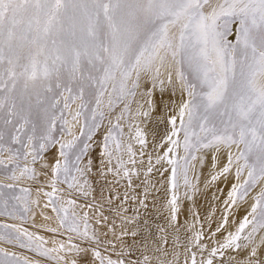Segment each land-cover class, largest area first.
Here are the masks:
<instances>
[{"label": "snow or ice", "instance_id": "snow-or-ice-1", "mask_svg": "<svg viewBox=\"0 0 264 264\" xmlns=\"http://www.w3.org/2000/svg\"><path fill=\"white\" fill-rule=\"evenodd\" d=\"M230 36L234 39H229ZM167 63L174 67L179 86L187 94V99L178 106V113L169 120L172 131L167 137L173 146L179 147L183 133L185 183L189 159H196L194 153L201 149L219 152L222 147L229 151L221 175L230 171L233 155L239 164L237 177L247 169V180L243 185L233 186L230 196L241 189L246 193L249 187L264 181V0H0V113H7L10 118L5 119V124L12 123L11 118L17 119L20 123L17 131L25 125L32 126V135L25 134L28 144L36 139V125L30 117L33 112L39 114L44 124L39 137L44 141L40 150L54 141L52 132L57 121L71 135L68 116L79 122L84 115L86 89L95 86L93 119L97 115L103 117L99 109L105 94L108 107L112 108L117 100L135 96L134 89L139 87L143 74L152 73L155 82ZM168 82L172 83L171 71ZM77 101L73 113L72 105ZM142 135L137 130L139 142L145 144ZM110 138L111 132L105 137V148ZM75 139L78 138L61 144V156L66 157L65 149H71ZM12 140L22 142L19 136H13ZM233 147L237 150L235 154L231 152ZM3 150L0 146V151ZM8 151L12 155L7 163L0 160L2 167L11 164L13 169L19 168L16 162L19 156L27 159L28 153ZM33 151L39 154L35 145ZM171 152L170 147L165 157ZM35 159L34 155L33 162ZM168 163L174 165L175 188L178 161L169 159ZM60 171L57 161L56 172ZM63 171H69L67 160ZM30 172L25 166L20 175ZM16 178L13 171L9 179ZM244 193H240L241 198ZM176 202L173 195V219ZM63 211L62 226L67 224L70 232L95 239L89 237L86 216L81 232L74 216L69 222L67 209ZM250 215L253 219L245 217L237 232L230 234L220 248L240 249V234L250 223L253 233L264 229V191L256 198ZM17 231V239L27 237L28 246L35 245L41 255L63 259L51 257V252L57 249H44L36 243L41 237L34 239L26 231ZM251 236L249 233L244 239ZM63 248L60 245V250ZM74 250L86 251L79 245ZM217 252L213 248L210 255L214 257ZM94 255L101 257L98 251ZM107 264L117 262L108 259ZM192 264H196L195 255ZM204 264H213V260ZM222 264H232V260Z\"/></svg>", "mask_w": 264, "mask_h": 264}, {"label": "rangeland", "instance_id": "rangeland-1", "mask_svg": "<svg viewBox=\"0 0 264 264\" xmlns=\"http://www.w3.org/2000/svg\"><path fill=\"white\" fill-rule=\"evenodd\" d=\"M229 39H234V37L230 36ZM189 79H191V76H189ZM128 86L129 88L132 87V81H129ZM136 89H134L135 93ZM109 92H111V87H109ZM135 97L136 94L134 97L125 96L123 99L117 100L112 108H109L108 94H105L104 103L99 109L103 112V117L97 115L93 119V110L96 109L95 86L86 89L85 102L87 107L84 109V115L79 118V122L73 121L71 116H68L71 135H68L64 131L65 126L60 121H57L56 127L52 132L54 141L46 144L42 150L39 149V145L44 143V141L40 140L39 137L43 134L44 124L39 114L33 112L30 117L32 123L36 125V139L31 144H28L25 134L32 135V126L25 125L21 131H17L20 128V123L17 122V119L11 118L12 123L5 124V119L10 118L7 113H0V133H3V140L0 141V146L4 149L0 151V160L6 163L9 161L12 153L8 149H11L14 153H28L26 160L23 155L19 156L18 161H16L20 165L19 168L13 169L11 164H8V167L0 166V262H3V264H17V262L24 264V261H28L30 264H72L74 260L71 254L77 253L74 250V246L87 245L93 249L94 253L98 251L101 254L100 258L95 256L100 264L101 258L104 260V264H107L108 259L117 262V264L120 261L123 264H134L136 260L131 248L135 245L139 232L144 231L146 234L153 235L149 238L148 243L153 245L157 242L154 240L156 237L161 241L160 236L170 231L168 225L166 226L168 229L165 227L166 224L160 227L157 226L152 231L151 227L145 224H154L155 226L157 225L156 223L160 222L157 220L149 223L143 220V216H147L152 211L154 197L156 198V194L159 195V193H156L158 179L155 178V174L159 171L167 172L168 175L170 192L168 201L171 203L173 195L177 197L175 218L178 219L181 215L182 207H185L188 214L189 237L192 238V243L184 239L179 240L177 248L180 250L184 246L187 247L188 252L195 255L196 264H204L208 259H212L213 264H222V261L233 259L230 254L232 250L241 251L246 247V250L251 252L250 246L253 247V250L256 249L257 238L264 229H259L253 233V225L251 223L240 234L239 243L242 246L240 249H222L220 245L226 242L230 234L234 235L237 232L240 223L243 222L245 217L249 221L253 219V216L250 215L252 206L256 203V198L261 191H264V181L249 187L246 193L241 189L236 195L231 196V206L233 208L236 207L235 210L237 211L234 216H237L241 210L238 208L239 205L246 207L249 204V206L245 209L239 222H236L235 217L234 220L232 219L226 223L221 244H218L217 237H215L217 244L214 243V247L218 248L217 255L219 256H211L206 251L207 231H209L211 225V212L205 214L201 211L200 205L204 203L206 198L197 192L195 185L197 174L201 172L202 168L200 167L202 156L210 155L212 160L214 159L213 164L216 166L218 163L216 157L219 152L211 149H201L199 152L194 153L196 159H189L188 162V183L186 184L184 173V157L186 153L183 148V133L179 137L181 141L179 147L173 146L168 139H162L159 143L153 145V137L148 135L147 126L151 122L155 105L150 97L144 99L142 104H137L135 103ZM78 104L79 101L72 105L73 113L76 111ZM126 105L127 111H125ZM144 113H147V115H144ZM85 124H87V127H85ZM116 125H119V127H116ZM137 130L143 134L142 138L146 141L145 144L139 142L141 137L137 136ZM110 132L111 138L107 141V148H105V137L109 136ZM13 136H19L22 142L13 141ZM74 138H78L75 139L74 146L71 149H65L66 157L61 156V144H66ZM173 139H177V137H173ZM117 142H119V148H117ZM25 144H28V146L25 147ZM33 145L39 151L38 155L33 151ZM170 147L173 148V152L165 157V153L168 152ZM129 148L131 151H129ZM223 149L228 150L226 148ZM236 151L235 147L231 149L233 154ZM51 152L56 155L53 171L50 172L47 181H39L36 173L37 163L44 161L47 154ZM34 155L36 156L35 162H33ZM169 159L178 161L177 165H175L177 170L175 188L172 186L174 165L168 163ZM65 160H67L69 169L67 172L63 171ZM57 161L61 165L60 172H56ZM233 161L231 169L235 177L234 186L243 185L248 178L247 169L242 175L237 177L236 172L239 164L235 162V155H233ZM239 163L242 164L243 161ZM25 166L31 169L32 172L21 176L20 171ZM149 168L152 169L151 172L148 171ZM13 171L17 177L14 180L9 179ZM221 172L222 170H219L217 174L221 175ZM224 175H227V173ZM102 186L109 188L104 198L105 201L96 198V192ZM54 187L55 192H53ZM240 193H244L242 198ZM34 194L44 196L48 200V205L53 208V217L60 224L64 217L63 209H67L69 222L74 216L80 225V231L83 232L84 217L86 216L89 237H95V239L83 238L74 232H70L67 224L63 226L61 224L62 229L60 231H55L51 228L39 229L36 223L31 224L29 214L35 209L32 201ZM208 198L210 201V196ZM233 200H235V203L232 202ZM71 201H74V203H70ZM54 208L57 210H54ZM172 209L173 205L171 203V214L173 215ZM120 214H127L128 219L130 215L138 216L140 217V224L132 223L130 230H127L128 228L122 230L120 226L116 227L121 248L115 250L105 243L104 239L97 234V230L105 221L109 220V215L118 216ZM17 230L26 231L34 239L41 237L42 240H36V243L42 244L44 249L53 248L46 245L41 234L42 231L51 233L59 239H64V242L69 243L71 246L64 247L63 252H51V257H63V259H52L41 255L40 250L36 249L35 245L29 247L27 237L20 236L17 239V236H19ZM217 231L214 230V232ZM249 233H252L251 238L245 240L244 237ZM167 239L164 237L161 242L170 245ZM186 243L188 244L185 245ZM22 244L24 246H21ZM221 253L224 255L221 256ZM149 264L168 263L166 261L164 263L150 261ZM184 264H192V256L189 263L184 260Z\"/></svg>", "mask_w": 264, "mask_h": 264}, {"label": "bare ground", "instance_id": "bare-ground-1", "mask_svg": "<svg viewBox=\"0 0 264 264\" xmlns=\"http://www.w3.org/2000/svg\"><path fill=\"white\" fill-rule=\"evenodd\" d=\"M160 71L161 75L155 82L152 79V73L143 74L141 76L135 97V103L137 104H142L144 99L150 97L155 105L151 122L147 126L148 135L153 137V145H156L162 139H167L171 134L172 125L169 123V120L172 116L178 113V106L180 103L187 99V94L182 91L179 82L176 79L174 67L170 63H167ZM169 71L172 72V83L168 82ZM160 81H163V83H160ZM177 126H179V124H177ZM97 138L99 139V137ZM227 155L228 150L222 148L216 157L218 161L216 166L213 164L214 159L212 160L210 155L202 156V161L200 163V167H202L201 172L197 174L196 178L195 186L197 192L204 195L206 198L204 203L200 205V209L205 214L211 212V225L209 231H207L209 234L207 233L206 239L207 253H210L213 248H216L214 247V243L217 244L215 242V237H217L218 244H221L223 241L226 223L232 219L234 220L235 217L236 222H239L245 209L249 206V204L246 207H241V205H239L238 208L241 210L237 216H234L237 211L235 210L236 207L233 208V206H231V196L229 195V193L233 191V186L235 185L234 173L232 169H230L227 175L217 174L219 173V170H222L227 165ZM55 161L56 155L54 152H51L47 154L44 161L37 163L36 173L39 181H47L50 172L53 171ZM213 177H216V179H213ZM155 178L158 179L156 193H159V195L156 194V198L154 197L152 211L147 216H143V220L149 223L157 220L160 222L156 223L157 225L155 226L154 224H145L150 226L152 231L155 230L157 226L160 227L163 224H166V227L168 225L170 231L165 232V235H161L160 238L161 241L164 237L168 238L167 240L170 242V245L164 244L158 240L157 237L154 239L157 241L156 244L152 245L151 243L149 245V238L153 235L146 234L144 231L139 232L136 237V243L131 248L132 254L136 260L134 264H149L150 261L157 263H164V261H166L168 264H184V260H186V263H189L190 257L193 256V253L188 252L187 247L185 246L180 250L177 248V246H179V240L184 239L189 243L192 240V238L189 237L190 226L188 214L185 207H182L179 218L173 219V215L171 214V203L168 201L170 192L167 172L159 171L155 174ZM108 190L109 188L107 186H102L97 190L96 198L104 200ZM208 196H210V201ZM32 201L35 209L29 214L31 224L36 223L39 229L51 228L55 231H60L62 226L53 217V208L48 205V200L44 196L34 194ZM126 215H109V220L105 221L97 230V234L104 239L105 243L110 247H113L115 250L121 248V242L117 235L118 232L116 227L120 226L122 230H125L126 228H128L127 230H130L132 223L140 224V217L130 215V218L128 219ZM225 219L227 222H225ZM214 230L218 231L214 232ZM41 234L44 237L46 245L53 249L56 248L58 251L63 252V249L60 250V245H64V247L71 246L69 243L64 242V239H59L51 233L42 231ZM187 244L188 243L185 245ZM256 245L257 247L255 250L250 246L251 252L246 250V247L241 251L232 250V252H230L233 257L232 264H264V230L257 238ZM80 248L86 249V251L71 254L72 259L76 264H100L91 247L80 245ZM253 251H255V255H253ZM218 256L219 255L216 254V257ZM145 257L147 259H145Z\"/></svg>", "mask_w": 264, "mask_h": 264}]
</instances>
